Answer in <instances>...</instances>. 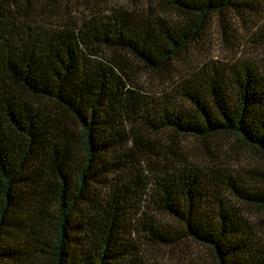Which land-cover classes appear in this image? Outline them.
Here are the masks:
<instances>
[{
	"label": "trees",
	"instance_id": "trees-1",
	"mask_svg": "<svg viewBox=\"0 0 264 264\" xmlns=\"http://www.w3.org/2000/svg\"><path fill=\"white\" fill-rule=\"evenodd\" d=\"M45 1L0 0V264H163L151 253L186 242L264 264L236 207L264 211V75L203 66L163 100L137 82L175 77L215 16L252 5L154 0L76 21ZM222 136L260 161L212 154Z\"/></svg>",
	"mask_w": 264,
	"mask_h": 264
},
{
	"label": "rangeland",
	"instance_id": "rangeland-1",
	"mask_svg": "<svg viewBox=\"0 0 264 264\" xmlns=\"http://www.w3.org/2000/svg\"><path fill=\"white\" fill-rule=\"evenodd\" d=\"M63 1L64 0H62L61 3H58V1L55 2L56 6L61 4L60 9H57V11L55 10L56 13H67L71 20L82 21L86 20L93 11H100V13L106 15L107 11L116 9L120 6L127 7V9L135 8L139 11H144L143 8H145V3L153 2L154 0H106V4H101L99 0ZM45 2L48 6L52 3V0H47ZM235 2H243L246 5H252L254 10H248L246 7H237L236 10L230 9V11H227L226 17L215 16L210 21L205 35H203L191 48L188 62L184 65L179 64V67H177L178 69L175 72V77L174 75L170 77L157 76L138 70L139 75L137 82L146 95L153 98V100H163L168 99V97L172 99V96H174L172 93V85L177 82L180 77L190 72V70H195L203 66L207 68H219L243 61L254 64L259 68V72L264 75V40L260 36V34L262 35L261 31L264 30V0H235ZM64 6H66L67 9L65 12H62ZM219 142L220 143H217V145L220 148L214 146L210 152L212 154H218L221 157L223 156L222 158L229 164L232 162L235 166V162L232 159L231 161L228 160L221 150H225L230 154L232 153V150L229 149L231 147L232 149H239L237 151L238 155L236 156L237 166L247 168V165H249L253 167L256 165V162L260 161L247 147L240 146L239 148L235 142V138H225L222 136ZM188 143L187 141H182V148L188 146ZM229 150L230 152H228ZM205 158L207 160L210 159L209 156H205ZM234 168L239 169V167L236 166ZM236 207L240 208L243 217L250 223L259 237L264 239V223L260 221L264 220V211L247 208L240 204H236ZM144 211L146 213L149 212L147 209H144ZM140 217H142V215ZM157 218L159 220L163 219L162 216H157ZM168 222L176 226L173 222L169 220ZM156 254L157 253L152 252L150 256L155 255L163 264H187L196 259H201L204 264H215V260L209 248L199 246L192 242H186L185 245L181 247L180 252L164 250L158 253V255Z\"/></svg>",
	"mask_w": 264,
	"mask_h": 264
}]
</instances>
